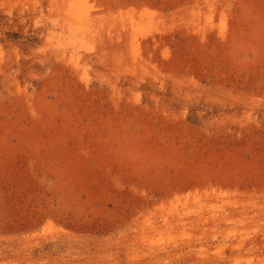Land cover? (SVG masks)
Wrapping results in <instances>:
<instances>
[{
	"label": "rangeland",
	"instance_id": "374dc122",
	"mask_svg": "<svg viewBox=\"0 0 264 264\" xmlns=\"http://www.w3.org/2000/svg\"><path fill=\"white\" fill-rule=\"evenodd\" d=\"M0 264H264V0H0Z\"/></svg>",
	"mask_w": 264,
	"mask_h": 264
}]
</instances>
